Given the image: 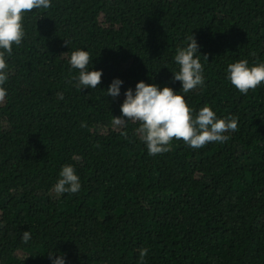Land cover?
<instances>
[{"label": "trees", "instance_id": "16d2710c", "mask_svg": "<svg viewBox=\"0 0 264 264\" xmlns=\"http://www.w3.org/2000/svg\"><path fill=\"white\" fill-rule=\"evenodd\" d=\"M23 28L0 100V264H264V83L245 95L226 71L264 63V0H51ZM192 34L204 84L184 93L174 56ZM78 49L102 70L98 88L77 87ZM140 81L238 130L149 155L138 123H113ZM64 165L78 193L54 191Z\"/></svg>", "mask_w": 264, "mask_h": 264}, {"label": "clouds", "instance_id": "9594fccd", "mask_svg": "<svg viewBox=\"0 0 264 264\" xmlns=\"http://www.w3.org/2000/svg\"><path fill=\"white\" fill-rule=\"evenodd\" d=\"M50 7L51 0H0V100L7 95V90L3 87L8 80L6 54L10 57L13 45L19 46L23 41L25 13ZM188 40L186 47L176 49L174 60L179 70L172 72L173 81L181 82L184 93L204 84V68L196 55L199 53V45L193 34ZM204 57L208 59L207 56ZM68 62L72 69L78 70V76L73 77L78 88H98L102 81V70H89L92 57L88 51L83 49L72 51ZM226 71L227 79L245 95L249 90H255L264 83V63L250 66L247 60H238L229 63ZM122 84V80L113 79L106 90V95L118 97ZM124 97L120 105L121 116L114 117L113 123L116 126H124L127 121L138 123L137 132L149 155L168 152L174 139L182 140L193 149H199L208 143L224 142L229 138L225 133L238 130L236 117L218 119L216 113L207 105L193 115V110L188 106L184 96L168 86L161 89L155 84L140 81L136 84L135 91L127 89ZM81 126L85 125L82 123ZM80 189V178L75 169L71 165H64L59 172L54 191L58 194H75ZM30 238V231H25L21 236L22 242L25 243ZM147 254V248L140 250L141 261ZM48 256L50 259L53 258V254ZM53 264H65L64 257L61 255L55 258Z\"/></svg>", "mask_w": 264, "mask_h": 264}]
</instances>
